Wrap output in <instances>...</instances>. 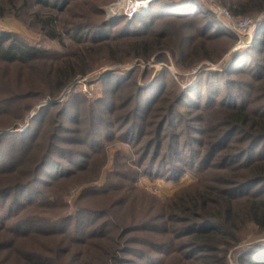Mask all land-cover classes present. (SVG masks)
Listing matches in <instances>:
<instances>
[{
  "label": "rangeland",
  "instance_id": "374dc122",
  "mask_svg": "<svg viewBox=\"0 0 264 264\" xmlns=\"http://www.w3.org/2000/svg\"><path fill=\"white\" fill-rule=\"evenodd\" d=\"M65 1L70 5L63 11L41 7L36 0H28L27 6V0H14V5L0 1V32H11L19 41L42 50L28 63L0 62V134L12 130L17 134L11 142H17L13 138L19 140L32 118L30 134L44 133L25 153L23 147H14L1 164L8 170L0 174V189L36 176L38 181L29 190L0 198V221L4 220L3 228L10 226L0 232V246L10 244L0 250V264H27L30 254L52 264L73 263L72 257L84 247L68 237L38 236L48 229L40 221L64 224L72 238H84L86 232L104 239L111 236L112 240L103 239L101 244L117 248L116 258L108 263L101 251L89 248L87 264H141L146 259L142 250L147 251L145 256H158L144 246L145 239L151 238L144 225L160 224L165 204L203 186L222 190L231 186L232 175L218 168L223 164L218 156L225 149L212 151L205 142L221 128L228 107L251 101V110L258 111L264 105V78L259 79L264 72V36L262 40L255 36V30L264 26V11L245 15L259 22L252 36L243 37V46L237 33L223 24L236 39L203 41L214 60L182 56V38L200 26L186 29L191 22L186 19L157 22L158 31L172 28L175 33L167 31L170 45L164 43L167 47L148 59L131 57L126 39H120L122 51L114 58L106 48L91 46L87 36L102 21L125 18H107L105 10L115 0ZM164 1L183 6L189 0ZM215 1L229 8L223 0ZM94 4L103 12L101 16L91 12ZM150 8L138 16H146ZM49 19L55 22L53 27L43 25ZM76 19L87 26L79 38L61 24ZM53 28L54 39L48 35ZM191 44L185 42L186 47ZM79 53L89 55L87 65L92 70L52 95L55 81L50 76ZM237 56L241 57L237 60ZM238 68L242 70L235 72ZM48 104L55 105L43 109ZM48 148L51 159L38 167ZM243 198L234 204H245ZM13 201L24 207L10 210ZM29 217L36 220L20 230ZM20 231L38 235L14 238ZM263 248L264 233L248 224L243 240L229 254V264H239V256L247 250ZM168 263L180 264V259L170 257Z\"/></svg>",
  "mask_w": 264,
  "mask_h": 264
},
{
  "label": "trees",
  "instance_id": "16d2710c",
  "mask_svg": "<svg viewBox=\"0 0 264 264\" xmlns=\"http://www.w3.org/2000/svg\"><path fill=\"white\" fill-rule=\"evenodd\" d=\"M104 2L99 1L100 4ZM223 2L229 6L227 8L236 18L244 17L255 11H264V0H223ZM9 3L14 5V0H9ZM36 3L40 4L41 7L58 11H63L70 5L69 2H64V0H36ZM27 4L28 0L25 5L27 6ZM150 7L149 13L141 18L136 15L132 19L125 17L117 21L100 22L94 30L95 32L87 36L88 42L91 43V46L98 45L99 48H106L110 51L111 56L115 58L122 51L123 46L119 42L120 39H126L125 44L129 47L127 49L132 54L131 57L148 59L155 51L167 47L164 43L167 42V45H170L171 38L168 40L165 36L168 33L167 31L175 33V29L164 28L159 31L156 29L158 21L167 19H186L189 22L191 21L185 24L186 29L194 28L192 24H200L199 28H194V33L185 35L181 40V53L184 58L200 56L201 58L214 60L211 52L207 50L206 46L201 44L203 41H209L213 37L223 40H227V38L236 39L231 32L223 28L215 14L202 0H190L187 5L183 6L169 4L164 0H156ZM91 12L98 16L103 13L99 10L98 4H94ZM77 20L66 23L61 21V24L63 26L67 24L66 26H69L71 31H75L73 37L76 35L79 38L78 34L87 26L85 27L82 23L79 24ZM53 22L51 19L42 21L43 25L48 27H53L55 23ZM120 23H123V25L116 30ZM135 24L136 26H134ZM49 31L48 35L53 39L56 38L54 34L55 28L49 29ZM262 35L264 36V26H260L255 30L257 40H262ZM185 42H192V44L190 47H188L189 44L186 47ZM89 51L91 52V50ZM41 54L42 50L40 48L19 41L13 33L0 32L1 63H28L41 56ZM76 56L73 61H65L50 76L55 81L54 89L51 92L52 95L61 92L77 75H84L92 70L87 65L89 55L79 53ZM240 57L237 56L236 59L238 60ZM240 70L242 69L238 68L235 72ZM261 73L259 79L264 78V72ZM250 102L244 101L239 106L228 107V111L220 124L221 128L215 133L212 131L205 142V146H209L212 151L225 149V152L218 156L223 163L218 168L222 174L232 175L229 182L231 184L229 190H222L215 186H203L194 189L189 194L176 195L165 204V210L160 217V224L144 225L145 232L151 235V238L145 239L144 246L150 250L148 252H154L158 256H145L147 251L142 250V258L146 259L141 264H169L170 257L173 258L174 256L180 259V264H229V254L243 240L248 224H254L259 233H264V105L258 111H253L249 107ZM52 105L55 104L44 105L43 109ZM31 121L32 123L35 122V118H32ZM32 123L24 132L20 133L19 140L13 138L17 142H11V137L17 134L16 132L0 134V174L8 170L4 169L1 164L5 161L3 160L5 157H9L14 147H23V153H25L31 149L38 137L42 138L44 136V133H41L40 136L38 132L33 133L34 136L30 134ZM50 144L52 143L50 142ZM46 151L48 152L44 155V158L42 160L39 159L38 167H44L47 165L48 160L51 159L50 149L48 148ZM191 160L195 164L197 157L194 156ZM40 161H42L41 164L39 163ZM37 181L38 178L36 176V179L32 181L28 180V182L22 184L6 186L0 189V198H6L15 191L29 190ZM240 197H244L245 204H234V200ZM17 206L21 209L24 204H19V201H13L9 209L14 211L15 208H18ZM27 219H29L27 222L20 224V230L25 225H30L36 220L33 217ZM3 223L4 220H1L0 232L9 230L10 226L3 228ZM39 223L47 225L48 229L39 231L40 235L38 233L26 234L20 231L21 234L14 238L30 237L32 235L42 237L55 235V237L58 236L62 240L68 237L77 241L84 249L72 257V264H87L86 250L89 248L94 251H101L100 253L104 254V258L108 263L109 259H115L117 256V248L112 247L111 243L108 248L101 244L104 239L103 236L86 232V237L84 238H72L64 224L44 221ZM57 227L60 230H56ZM54 228L56 229L54 230ZM141 230L144 231L142 228ZM108 240H112V237L107 236L104 242ZM9 246L10 244H4L0 246V250ZM67 251L64 250V252ZM61 252L63 253L62 250ZM133 253L139 255L134 250ZM38 257L39 254L36 255V258ZM36 258L34 259L31 254L30 256L28 255L26 258L27 264H52L44 257L41 258L42 260H37ZM54 264H60V262ZM239 264H264V248L260 251L251 249L243 252L239 256Z\"/></svg>",
  "mask_w": 264,
  "mask_h": 264
},
{
  "label": "built area",
  "instance_id": "2783aa9c",
  "mask_svg": "<svg viewBox=\"0 0 264 264\" xmlns=\"http://www.w3.org/2000/svg\"><path fill=\"white\" fill-rule=\"evenodd\" d=\"M156 0H115L107 6L105 12L107 18L116 19L121 16L132 18L149 10L151 4ZM208 8L215 14L217 19L228 30L235 31L241 41V46L244 45L243 37L252 36L259 18L253 16H244L234 19L230 10L218 4L215 0H206Z\"/></svg>",
  "mask_w": 264,
  "mask_h": 264
},
{
  "label": "water",
  "instance_id": "95a60500",
  "mask_svg": "<svg viewBox=\"0 0 264 264\" xmlns=\"http://www.w3.org/2000/svg\"><path fill=\"white\" fill-rule=\"evenodd\" d=\"M189 1H186L185 3H188ZM11 132H13V131L12 130H7V131H2L1 134H7V133H11Z\"/></svg>",
  "mask_w": 264,
  "mask_h": 264
}]
</instances>
